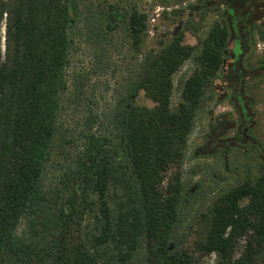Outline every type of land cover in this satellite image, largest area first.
Returning <instances> with one entry per match:
<instances>
[{
  "label": "trees",
  "instance_id": "1",
  "mask_svg": "<svg viewBox=\"0 0 264 264\" xmlns=\"http://www.w3.org/2000/svg\"><path fill=\"white\" fill-rule=\"evenodd\" d=\"M204 7L200 13L209 2ZM108 8L120 21L118 4ZM83 15L81 0H0V264H195L188 248L174 245L188 195L181 166L206 88L224 62L229 28L217 20L198 45L187 44L185 33L197 34L206 15L196 21L190 12L124 85L101 122L105 129L86 133L47 185L73 30ZM127 29L141 49L148 15L134 8ZM190 59L197 66L174 105L175 75ZM142 90L154 106L135 103ZM195 235L194 250L216 254V264L264 257V163L259 175L218 195Z\"/></svg>",
  "mask_w": 264,
  "mask_h": 264
},
{
  "label": "rangeland",
  "instance_id": "2",
  "mask_svg": "<svg viewBox=\"0 0 264 264\" xmlns=\"http://www.w3.org/2000/svg\"><path fill=\"white\" fill-rule=\"evenodd\" d=\"M209 2V9L200 13L204 2ZM220 0H81L84 15L73 30L74 46L67 67L68 89L63 95L62 110L58 121V138L55 156L50 163L46 176L47 185L56 179L61 172L67 157L82 149L86 142V133L101 132L106 115L115 106L116 101L124 92V85L138 77L142 71L144 59L160 44L168 41L174 31L178 33L184 28V21L193 12L196 21L202 27L197 34L185 33L184 42L198 45L200 36H204L211 25L220 19L222 10H218ZM118 4L121 16L117 23L111 20L109 6ZM219 4V3H218ZM134 8L148 15V34L138 49L133 43L127 29V19ZM175 10L180 14H166ZM92 16L91 23L86 15ZM109 21L114 24L109 25ZM91 24V29L87 23ZM91 31V34L90 32ZM6 25H3V53L5 50ZM264 48V43H260ZM264 57V49H260ZM193 59L188 60L175 75V91L173 104L177 105L181 98L184 82L196 68ZM262 82L249 83L246 88L252 119V135L261 145V151L244 152L243 147L234 146L230 152L222 149L212 154L208 142L211 111L216 108L218 97L221 96L222 79L213 82L206 88V99L198 111L197 122L191 135L187 154L181 171L188 193L185 199L181 218L176 231L175 246L188 248L196 256L195 264H216V254L199 255L194 250L196 224L200 215L205 212L218 195L243 182L249 176L260 174V166L264 163V77ZM136 104L154 106L142 90L135 99ZM229 110L227 103L216 109ZM69 161V160H68ZM176 169V168H175ZM174 169V170H175ZM171 172L168 174V181ZM23 222L20 228L25 230ZM243 251L241 247L238 255ZM257 264H264V257Z\"/></svg>",
  "mask_w": 264,
  "mask_h": 264
},
{
  "label": "flooded vegetation",
  "instance_id": "3",
  "mask_svg": "<svg viewBox=\"0 0 264 264\" xmlns=\"http://www.w3.org/2000/svg\"><path fill=\"white\" fill-rule=\"evenodd\" d=\"M218 3V10L222 12L217 20L229 28L230 36L224 62L213 79V82L222 79V89L216 108L211 111L206 137L211 142L209 148L213 155L221 149L228 154L235 145L250 154L249 151L262 150L251 134L253 115L246 88L249 83L262 82L264 77V57L260 55V49H264L260 47L264 43V0H220ZM225 103L229 110L216 113Z\"/></svg>",
  "mask_w": 264,
  "mask_h": 264
}]
</instances>
